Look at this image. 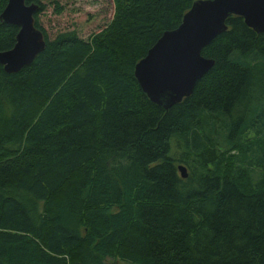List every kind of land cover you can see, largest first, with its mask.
<instances>
[{
    "label": "trees",
    "instance_id": "1",
    "mask_svg": "<svg viewBox=\"0 0 264 264\" xmlns=\"http://www.w3.org/2000/svg\"><path fill=\"white\" fill-rule=\"evenodd\" d=\"M113 1L98 33L50 39L25 0L45 48L0 65V264H264V34L227 17L165 110L134 69L197 0ZM18 31L0 21V53Z\"/></svg>",
    "mask_w": 264,
    "mask_h": 264
},
{
    "label": "water",
    "instance_id": "2",
    "mask_svg": "<svg viewBox=\"0 0 264 264\" xmlns=\"http://www.w3.org/2000/svg\"><path fill=\"white\" fill-rule=\"evenodd\" d=\"M37 4L8 0L0 21L19 28L13 48L0 53V65L16 73L31 64L45 48L42 32L34 27ZM229 16L241 17L245 25L264 34V0H197L179 26L165 31L135 66L134 76L150 101L165 110L188 97L214 61L201 52L226 30ZM181 178L186 169L178 166Z\"/></svg>",
    "mask_w": 264,
    "mask_h": 264
},
{
    "label": "rangeland",
    "instance_id": "3",
    "mask_svg": "<svg viewBox=\"0 0 264 264\" xmlns=\"http://www.w3.org/2000/svg\"><path fill=\"white\" fill-rule=\"evenodd\" d=\"M63 7L55 14L52 0H43L45 11L39 15L40 23L50 39L57 34L75 30L79 37L87 39L98 33L114 14L113 0H57Z\"/></svg>",
    "mask_w": 264,
    "mask_h": 264
}]
</instances>
